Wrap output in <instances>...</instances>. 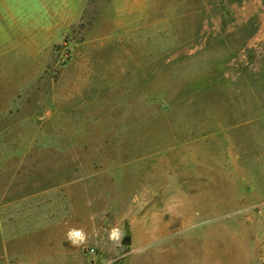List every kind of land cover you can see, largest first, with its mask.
<instances>
[{"label":"rangeland","instance_id":"374dc122","mask_svg":"<svg viewBox=\"0 0 264 264\" xmlns=\"http://www.w3.org/2000/svg\"><path fill=\"white\" fill-rule=\"evenodd\" d=\"M0 264H264V0H0Z\"/></svg>","mask_w":264,"mask_h":264},{"label":"clouds","instance_id":"9594fccd","mask_svg":"<svg viewBox=\"0 0 264 264\" xmlns=\"http://www.w3.org/2000/svg\"><path fill=\"white\" fill-rule=\"evenodd\" d=\"M123 234L118 227H113L109 232V239L115 242L122 240ZM67 241L75 246L79 247L87 243V233L83 229L72 228L69 229L66 235Z\"/></svg>","mask_w":264,"mask_h":264},{"label":"water","instance_id":"95a60500","mask_svg":"<svg viewBox=\"0 0 264 264\" xmlns=\"http://www.w3.org/2000/svg\"><path fill=\"white\" fill-rule=\"evenodd\" d=\"M126 244H128L129 242L128 241H125Z\"/></svg>","mask_w":264,"mask_h":264}]
</instances>
